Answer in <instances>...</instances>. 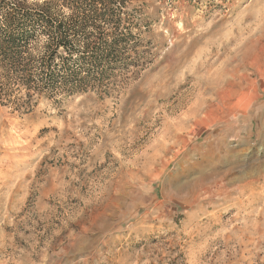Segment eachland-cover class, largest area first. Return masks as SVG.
I'll list each match as a JSON object with an SVG mask.
<instances>
[{"label":"rangeland","instance_id":"374dc122","mask_svg":"<svg viewBox=\"0 0 264 264\" xmlns=\"http://www.w3.org/2000/svg\"><path fill=\"white\" fill-rule=\"evenodd\" d=\"M123 1L129 65L0 104V264H264V0Z\"/></svg>","mask_w":264,"mask_h":264},{"label":"trees","instance_id":"16d2710c","mask_svg":"<svg viewBox=\"0 0 264 264\" xmlns=\"http://www.w3.org/2000/svg\"><path fill=\"white\" fill-rule=\"evenodd\" d=\"M124 6L123 0H0V104L29 110L41 97L100 86L129 65Z\"/></svg>","mask_w":264,"mask_h":264},{"label":"bare ground","instance_id":"6f19581e","mask_svg":"<svg viewBox=\"0 0 264 264\" xmlns=\"http://www.w3.org/2000/svg\"><path fill=\"white\" fill-rule=\"evenodd\" d=\"M226 162V161H225Z\"/></svg>","mask_w":264,"mask_h":264}]
</instances>
